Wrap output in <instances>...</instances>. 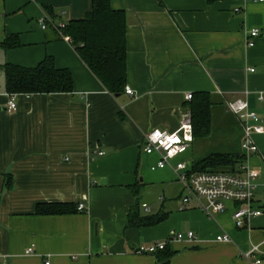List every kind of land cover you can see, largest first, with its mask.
Returning <instances> with one entry per match:
<instances>
[{"label":"crops","instance_id":"1","mask_svg":"<svg viewBox=\"0 0 264 264\" xmlns=\"http://www.w3.org/2000/svg\"><path fill=\"white\" fill-rule=\"evenodd\" d=\"M91 6V0H0V72L5 64L34 68L51 57L74 80L72 94L16 95V110L8 113L0 75V264H158V252L135 251L187 232L193 241L167 245L170 264H248L240 250L264 252V155L243 150L242 127L227 103L242 99L264 121V0H111L126 16V85L119 95L103 88L67 37L37 26L45 9L67 24ZM254 29L259 36L249 47ZM7 36H17L19 46L5 49ZM199 93L210 97V135L153 170L158 156L143 152L144 136L178 130L181 114L190 112L186 95ZM211 155L239 157L225 172L260 173L252 207L262 214L242 228L232 219L236 203L212 218L193 201L178 209L186 192L175 164L193 170ZM50 204L85 210L35 213ZM136 205L141 216L165 218L152 227L132 225ZM222 235L232 243H217ZM28 248L33 253L26 255Z\"/></svg>","mask_w":264,"mask_h":264},{"label":"trees","instance_id":"2","mask_svg":"<svg viewBox=\"0 0 264 264\" xmlns=\"http://www.w3.org/2000/svg\"><path fill=\"white\" fill-rule=\"evenodd\" d=\"M216 1L208 0L209 3ZM91 5V11L81 20L68 22L62 34L103 88L112 95H119L126 85V16L123 11L111 7V0H91ZM45 11L52 16L50 10ZM1 45L5 49L16 48L19 46L18 37L7 36ZM2 70L7 94H72L74 90L72 73L68 69L57 68L51 57H46L34 68L5 64ZM191 97L188 106L193 138H205L211 132L210 97L205 93ZM237 160L239 157L231 155H211L194 166L191 172H225L223 169L234 167ZM76 208L62 204L38 205L35 213L60 215L77 212ZM164 218V215L141 216L136 205L129 214V223L137 227H152ZM158 253V264H170L172 252L167 247Z\"/></svg>","mask_w":264,"mask_h":264},{"label":"built area","instance_id":"3","mask_svg":"<svg viewBox=\"0 0 264 264\" xmlns=\"http://www.w3.org/2000/svg\"><path fill=\"white\" fill-rule=\"evenodd\" d=\"M262 2L263 0H258ZM37 26L42 30L53 29L57 34L65 38L62 30L65 23L55 22L50 15L42 12L37 18ZM252 40L248 41L247 46L254 45V39L259 36V31L254 29L249 33ZM66 39V38H65ZM250 72H253L251 69ZM127 95H132L130 89H126ZM7 105L6 110L12 113L16 110V95L6 94ZM191 94L186 95V101L191 100ZM263 97L260 95V100ZM229 111L237 117L243 130L242 148L247 155L258 154L259 149L253 139L255 135H264V121L253 111L250 110L249 104L242 100L227 103ZM192 118L190 112L181 114L179 128L175 132L168 133L160 130H151L144 136L143 152L146 155H157L158 161L155 169H163L170 165L171 161L182 156L190 148L193 142ZM103 153H99L102 155ZM176 178L182 185L186 195L182 197L179 211H183L194 202L206 216H213L223 213L228 203H236L239 205L232 214V219L237 228H242L244 223L251 218L258 217L262 214L260 210L252 207L254 191L256 189V180L260 177L257 170H250L242 167L239 173L230 172H202L193 173L187 168L184 162L176 163L174 166ZM146 208V205H143ZM77 212H83L85 207L79 204L76 208ZM195 239L193 232L186 234L177 233L164 242H156L148 246H140L135 253L139 255L154 254L164 250L167 245L173 241H193ZM217 243L229 244L232 240L227 235L217 236ZM33 249L28 248L26 255L32 254ZM238 256L241 260L248 264H264V252L259 246H252L248 251H239ZM45 264H49L46 262Z\"/></svg>","mask_w":264,"mask_h":264},{"label":"rangeland","instance_id":"4","mask_svg":"<svg viewBox=\"0 0 264 264\" xmlns=\"http://www.w3.org/2000/svg\"><path fill=\"white\" fill-rule=\"evenodd\" d=\"M0 75L2 76L3 75V73L2 72H0ZM253 139H254V141H255V143L258 145V148H259V150H260V154L263 156L264 155V135H259V136H254L253 137ZM258 141H259V143L261 144H259L258 143ZM184 155V154H183ZM182 155V156H183ZM257 156H259V155H257ZM181 157V156H180ZM264 157V156H263ZM261 162V166L264 168V159H261L260 160ZM250 167V166H249ZM246 262V261H245Z\"/></svg>","mask_w":264,"mask_h":264}]
</instances>
